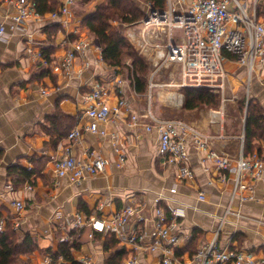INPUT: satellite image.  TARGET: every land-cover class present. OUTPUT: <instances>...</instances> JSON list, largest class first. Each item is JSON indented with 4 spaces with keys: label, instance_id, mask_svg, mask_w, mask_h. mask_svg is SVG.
<instances>
[{
    "label": "crops",
    "instance_id": "obj_1",
    "mask_svg": "<svg viewBox=\"0 0 264 264\" xmlns=\"http://www.w3.org/2000/svg\"><path fill=\"white\" fill-rule=\"evenodd\" d=\"M57 1L59 5L55 10L65 4L64 0ZM103 1L71 0L67 3L68 12L60 13L57 18L51 17L53 11L41 12L43 19L27 20L21 27L12 29L10 18L16 12L15 0H0V25L6 28L0 38V218H6L7 224H13L18 230L19 243L30 234L38 246L34 252L22 254L18 264H39L47 249L57 251L61 238L72 233L79 243L78 249L73 250L74 259L79 263L85 256H92L94 264H115L119 259L116 253L124 252L119 263L124 264L134 249L121 241V237L135 234L143 238L139 241L143 251L140 263L161 264L160 251L150 247V239L156 232V210L164 209L169 217L176 206L186 211L174 229L181 238L176 253L185 264H197L194 253L213 239L225 216L220 242H230L232 248L254 252L264 259V180L255 179L250 171H245L244 182L252 188L253 199L240 201L241 195L250 192L238 191L233 195L236 159L222 173L223 179L218 176L207 151L196 148L192 135L186 138L187 166L192 175H184L183 164L167 163L161 156L159 132L155 127L147 130L149 120L144 118L151 110L163 119L183 120L204 134H214L224 126L234 135H245L246 119L238 131L229 128L226 121L241 117L234 96L246 91L247 69L230 58L228 86L230 84L233 100L222 102L218 110H184V95L179 89L177 96L171 93L169 103H162L157 97L155 110L151 89L154 86L149 84L148 103L147 93L135 89L127 71L105 62L101 46L82 23ZM253 2L251 0L250 5ZM245 3L249 5L248 0ZM263 3L260 2L257 11L264 22ZM85 38L92 39V47L85 56L77 54L72 71L66 73L59 64L60 59L75 42ZM28 48L40 51L43 59L32 58ZM119 79L123 81L121 84ZM95 82L103 83L110 90L108 105L114 107L121 98H126L128 105L100 124L105 135L84 130L79 142L74 143L67 136L80 115H84L83 125L89 122L85 114L89 105L87 95ZM43 90L47 93L43 94ZM249 92V99L264 111L263 70L251 80ZM245 100L247 107V92ZM171 106L180 109L178 117L162 113ZM58 109L71 117H61L54 128L51 120L56 118ZM214 113H218L216 117L222 124L210 123ZM134 115L140 118L139 122L132 121ZM239 144L233 139L225 144L214 142L210 148L235 157ZM115 146L124 153L123 162ZM254 146L253 153L246 152L244 142V157L252 159L256 155L264 160V138L256 139ZM65 147H70L78 160H87L92 153L103 156L107 159L104 171L87 175L79 182H72L68 176H57L53 163L63 155ZM14 164L35 173L30 179L21 174L10 175L8 169ZM27 184L33 185V189L28 190ZM201 194L204 199L200 198ZM17 201L24 204L22 209L15 204ZM80 201L88 211L80 207ZM129 205L135 207L136 212L119 231L95 232L90 238L86 229L75 226L77 213L87 219L108 221L113 213ZM227 208L240 212L242 217L227 213ZM66 263L70 262L57 257V264Z\"/></svg>",
    "mask_w": 264,
    "mask_h": 264
},
{
    "label": "built area",
    "instance_id": "obj_2",
    "mask_svg": "<svg viewBox=\"0 0 264 264\" xmlns=\"http://www.w3.org/2000/svg\"><path fill=\"white\" fill-rule=\"evenodd\" d=\"M58 10L50 13L52 18H57L60 13H67L71 0H64ZM264 0H254L248 7L241 0H164L163 9H155L153 3L149 0V12L146 17L150 21L141 25L143 28L142 42L143 50L148 53L150 39L158 37L163 32H167L168 43L161 46L149 57L154 61L156 69L153 75L158 73L163 66L169 64H179L181 80L178 83L171 82L169 86L178 88H206L213 90L222 97L225 102V92L228 87L229 70L227 63L230 60L228 55L235 56V61L247 69V101L249 99V86L251 80L259 71L263 70L264 76V22L258 16V5ZM16 12L11 16L12 29L21 27L27 20H41L44 15L38 10L37 0H15ZM264 4V3H263ZM153 10H155L153 12ZM6 28L0 25V38L5 35ZM92 39H80L75 42L74 47L66 52L60 59L59 64L66 73L72 71L76 55L85 56L86 52L92 47ZM32 58L43 59L40 51L28 48ZM146 53V54H147ZM152 55V54H151ZM46 62V60L44 59ZM152 61V62H153ZM123 81L118 80L121 84ZM155 86L153 81H150ZM154 84V85H153ZM43 94L47 91L43 90ZM110 96V90L103 83L95 82L87 95L89 105L86 109V116L89 122L86 125L81 123L80 115L76 126L70 131L67 138L70 141L79 142L84 130L93 133L106 134L104 129H100V124L110 119L112 114H118L122 107L128 105L126 98H121L114 107L107 103ZM177 94L174 95V97ZM214 113L210 118L212 125L222 124L223 121L216 117ZM149 120L146 123V129L157 128L159 132L160 145L159 152L167 163L183 164L182 172L184 175H192V171L187 166L188 152L186 146L187 135H192L197 149L207 151L211 158L218 176L225 179L224 173L230 168L233 159H236V177L233 195L238 191L247 190L250 193L241 195L240 201L253 199L252 188L244 182L245 171H250L255 179L264 180V160L256 155L252 159L244 157L245 135H234L224 126L214 134H204L180 119H163L155 116L151 110L144 115ZM132 121L137 123L140 118L132 116ZM237 140L239 149L235 157L232 154L226 155L215 148H210L214 142L225 144L231 140ZM63 155L58 157L53 165L54 172L59 177L68 176L72 182H79L87 175H96L104 171L107 159L101 155L93 153L87 160H78L73 155L70 147L63 148ZM115 151L120 155L121 162L124 161V153L115 146ZM27 189L32 190L33 185L27 184ZM175 191V188L172 189ZM201 194L200 198L204 199ZM158 201V200H157ZM22 209V201L15 203ZM136 212L135 207L129 205L113 213L111 219L102 221L100 219H87L83 214L77 213L75 216V226L79 229L84 228L88 237H93L95 232L108 233L124 229L127 223L132 219ZM231 209L227 208V213ZM237 218H241L240 212H231ZM186 211L181 206L171 209V216L168 217L164 209L157 208L155 220V233L150 239V247L160 251L161 264H185L176 249L181 238L174 229L179 226L180 219L184 218ZM226 218V216H225ZM223 217L221 225L214 233L213 239L201 246L193 255L197 264H264V259H260L254 252L245 249L232 248L230 242L222 244L220 242V232L222 224L225 222ZM7 225L6 218H0V232H3ZM121 241L132 245L133 251L124 264H141L140 255L143 252L139 241L143 238L135 234L127 237H121ZM72 236L65 234L61 242L71 241ZM63 259V256H59ZM39 264H57V259L52 254L47 253ZM71 264V263H66ZM80 264H94L92 256L82 258Z\"/></svg>",
    "mask_w": 264,
    "mask_h": 264
},
{
    "label": "trees",
    "instance_id": "obj_3",
    "mask_svg": "<svg viewBox=\"0 0 264 264\" xmlns=\"http://www.w3.org/2000/svg\"><path fill=\"white\" fill-rule=\"evenodd\" d=\"M155 9H163L164 0H150ZM38 10L42 13L54 11L58 5L57 0H37ZM142 12L139 6L133 0H104L97 6L94 13L87 15L83 20V25L87 27L95 40L102 48V56L105 62L114 67H120L128 72L138 92L146 93L149 84L150 68L148 63L131 48L125 35L120 30H111L112 21L133 23L141 18ZM128 56L132 59V67L126 65L124 57ZM233 60L235 56L228 55ZM132 71V72H131ZM184 95L183 109L192 111L201 108H209L218 110L222 104V97L213 90L206 88H183ZM245 97L240 103L241 108L245 105ZM54 120V128H56L57 120L61 117H68L57 110ZM245 148L246 152H254V142L256 139L264 138V111L252 99L248 100L245 126ZM61 135L63 134L60 133ZM1 158V151H0ZM8 172L12 174H21L25 179H30L34 175L33 170H28L20 164H14L9 167ZM85 204L80 201V207L84 209ZM85 211H88L86 208ZM72 241L61 242L57 251L47 249V253L53 255L57 259L59 256L70 262L71 264H80L74 259L73 250L78 249L79 243L74 234H71ZM18 230L13 224L8 223L3 232H0V264H17L22 254H29L37 250L38 246L27 234L22 243L18 242ZM109 245V239L107 240ZM116 243V241H115ZM124 252L116 253L119 259L115 264H119L124 257Z\"/></svg>",
    "mask_w": 264,
    "mask_h": 264
},
{
    "label": "rangeland",
    "instance_id": "obj_4",
    "mask_svg": "<svg viewBox=\"0 0 264 264\" xmlns=\"http://www.w3.org/2000/svg\"><path fill=\"white\" fill-rule=\"evenodd\" d=\"M136 2L139 6V11L142 12L143 15H141V18L133 23L129 22H120L118 20L112 21V27L111 30H120L126 37L129 45L131 48L136 52L137 55L142 57L149 65L150 73H149V84L152 80L155 84L154 87H152V95H153V103L152 108H155L157 110V102L159 101L158 98L160 97L162 100V103H169L171 102L172 98H170L172 95L171 93L177 94L178 89L182 90V88H178L175 86H169L171 82L178 83L181 80V73H180V65L173 63L169 64L168 66H163L158 73L153 75L154 70L156 69V66L154 65V61L151 60L149 57H153L154 53L157 49H159L161 46H165L168 41V35L167 32H163L158 37H154L153 39H150V42L148 45L149 50L148 53L143 50V42H142V31L143 27L141 26L143 24V20L146 17L147 13L149 12V0H133ZM242 2H245L246 0H241ZM248 7H250V2ZM147 53V54H146ZM152 54V55H151ZM124 61L126 62V65L129 67H132V59L128 56L124 57ZM153 61V62H152ZM126 71V70H125ZM132 72V71H131ZM148 84V86H149ZM247 85V83H246ZM149 87L147 90V96H145V99H147V102L149 103V96L150 91ZM233 93L230 90V84L227 87V90L225 92V99L226 101L233 100ZM158 97V98H157ZM246 97V91L244 93H236V96H234L235 102H237V107L239 108V113L241 117H238L236 120H231L228 118V121H226L227 126L230 128L233 127L236 129V131L240 130L242 127V123H244L246 119V113H247V107L246 104L243 105L241 108L240 103H242V100ZM172 108H168L166 111H163L162 113L165 116L170 117H178L179 116V108H174V106H171ZM21 257H19V260L21 261ZM19 260L17 264L19 263Z\"/></svg>",
    "mask_w": 264,
    "mask_h": 264
},
{
    "label": "water",
    "instance_id": "obj_5",
    "mask_svg": "<svg viewBox=\"0 0 264 264\" xmlns=\"http://www.w3.org/2000/svg\"><path fill=\"white\" fill-rule=\"evenodd\" d=\"M154 11H155V10H153V12H154ZM144 21H145V22H148V21H150V17H148V16H147V17L145 18V20H144Z\"/></svg>",
    "mask_w": 264,
    "mask_h": 264
},
{
    "label": "bare ground",
    "instance_id": "obj_6",
    "mask_svg": "<svg viewBox=\"0 0 264 264\" xmlns=\"http://www.w3.org/2000/svg\"><path fill=\"white\" fill-rule=\"evenodd\" d=\"M177 102H178V100H177Z\"/></svg>",
    "mask_w": 264,
    "mask_h": 264
}]
</instances>
